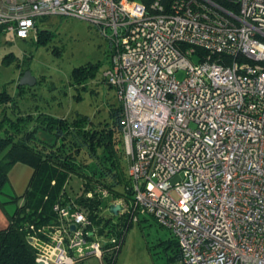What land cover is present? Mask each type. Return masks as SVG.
Here are the masks:
<instances>
[{"label": "built area", "instance_id": "2783aa9c", "mask_svg": "<svg viewBox=\"0 0 264 264\" xmlns=\"http://www.w3.org/2000/svg\"><path fill=\"white\" fill-rule=\"evenodd\" d=\"M54 16L110 45L102 76L122 107L133 189L130 207L111 202L118 213L152 217L185 264H264V0H0V35L35 40ZM53 209L46 238L30 236L36 262L106 264L117 238Z\"/></svg>", "mask_w": 264, "mask_h": 264}, {"label": "trees", "instance_id": "16d2710c", "mask_svg": "<svg viewBox=\"0 0 264 264\" xmlns=\"http://www.w3.org/2000/svg\"><path fill=\"white\" fill-rule=\"evenodd\" d=\"M47 21L42 18L39 24L44 25ZM49 34L46 28H41L31 42L43 43ZM28 65L29 58L24 55L21 67L17 65L20 75L29 69ZM88 77H92V72L81 73L74 69L72 73L76 86L81 87ZM101 80L112 88L103 76ZM17 87L24 86L17 84ZM22 92L19 90L18 94ZM0 103L17 107L13 96L6 91L0 92ZM11 111L15 116L8 115V121L0 118V194L14 163L28 164L34 173L23 195L24 203L9 216L8 225L0 230V264H36L38 251L29 239L34 234L46 238L43 227L58 222L53 209L55 205L84 213L89 220V229L98 237L107 240L115 236L118 247L104 253L105 263L114 264L132 219L128 212L113 215L108 208L116 200H122L130 207L133 200L127 165L125 167L121 161L125 152L120 147L123 111L119 100L97 121L81 114L68 118L45 112L21 115V111ZM40 129L51 134L53 140L40 139L36 134ZM72 177L77 179V188L71 184ZM102 191H106L105 197ZM164 244L172 250L170 259L183 262L177 240L171 233ZM83 264L90 263L85 261Z\"/></svg>", "mask_w": 264, "mask_h": 264}, {"label": "rangeland", "instance_id": "374dc122", "mask_svg": "<svg viewBox=\"0 0 264 264\" xmlns=\"http://www.w3.org/2000/svg\"><path fill=\"white\" fill-rule=\"evenodd\" d=\"M39 27L50 32L43 43L9 36L7 41L0 42V92L9 93L17 104L13 108L9 105L7 114L15 116L13 109L23 114L45 112L68 118L81 114L93 121L102 118L111 104L118 103L115 89L101 80L108 65L109 42L88 22L76 18L54 16ZM24 55L29 58L28 70L35 82L20 89L17 84ZM74 69L92 72V77L81 87L76 86L72 78ZM181 76L177 73V77ZM19 90H23L22 94H18ZM41 133L38 130L36 134L39 137ZM120 147L124 150L123 142ZM121 161L128 167L125 153ZM71 184L78 187L75 177ZM168 238L167 229L152 217L139 214L125 230L114 264H183L179 259H170L172 250L164 247ZM88 262L96 264V259Z\"/></svg>", "mask_w": 264, "mask_h": 264}, {"label": "crops", "instance_id": "0c3cea01", "mask_svg": "<svg viewBox=\"0 0 264 264\" xmlns=\"http://www.w3.org/2000/svg\"><path fill=\"white\" fill-rule=\"evenodd\" d=\"M11 39H19L12 37L10 34L0 35V42L7 41V37ZM23 40V39H20ZM31 40V39H30ZM25 41V40H24ZM7 104L3 105L0 103V118H4L8 121L7 114ZM5 106V108H4ZM21 115H26L21 113ZM12 117V116H11ZM14 117V116H13ZM6 123V122H5ZM30 125V122H29ZM41 130V129H40ZM39 135V138L46 141H52L53 136L43 130ZM34 170L33 168L25 163L16 162L14 163L7 173V180L3 187V193L0 194V230L4 229L9 223V216L14 214L19 206L24 203L23 195L26 192L29 182L33 176ZM11 196H15L17 198L13 199ZM146 218V217H143ZM96 264H98V260L96 259Z\"/></svg>", "mask_w": 264, "mask_h": 264}, {"label": "water", "instance_id": "95a60500", "mask_svg": "<svg viewBox=\"0 0 264 264\" xmlns=\"http://www.w3.org/2000/svg\"><path fill=\"white\" fill-rule=\"evenodd\" d=\"M35 82L34 78L31 76L30 71L27 69L25 70L19 78L18 84L20 86L25 85H32ZM109 212L113 215H116L118 213V210L120 209V206L118 204H110L109 205ZM71 229H74V226H71ZM31 241V239H29ZM36 264H44L43 261H37Z\"/></svg>", "mask_w": 264, "mask_h": 264}]
</instances>
